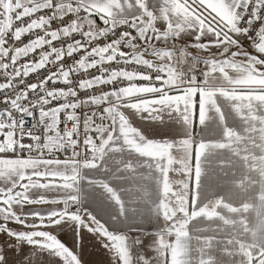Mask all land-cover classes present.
Returning <instances> with one entry per match:
<instances>
[{
    "label": "snow or ice",
    "instance_id": "obj_1",
    "mask_svg": "<svg viewBox=\"0 0 264 264\" xmlns=\"http://www.w3.org/2000/svg\"><path fill=\"white\" fill-rule=\"evenodd\" d=\"M0 95V264H264V0H0Z\"/></svg>",
    "mask_w": 264,
    "mask_h": 264
},
{
    "label": "crops",
    "instance_id": "obj_2",
    "mask_svg": "<svg viewBox=\"0 0 264 264\" xmlns=\"http://www.w3.org/2000/svg\"><path fill=\"white\" fill-rule=\"evenodd\" d=\"M85 258L91 262H100L106 259V253L102 252L99 247H93L90 242L88 247V253L86 254Z\"/></svg>",
    "mask_w": 264,
    "mask_h": 264
},
{
    "label": "built area",
    "instance_id": "obj_3",
    "mask_svg": "<svg viewBox=\"0 0 264 264\" xmlns=\"http://www.w3.org/2000/svg\"><path fill=\"white\" fill-rule=\"evenodd\" d=\"M3 100V96L2 95H0V101H2ZM5 107V105L4 104H2V103H0V109H3Z\"/></svg>",
    "mask_w": 264,
    "mask_h": 264
}]
</instances>
